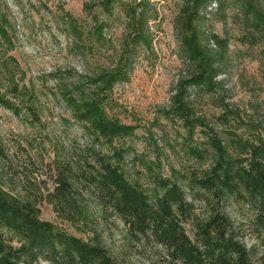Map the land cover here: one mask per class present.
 Returning <instances> with one entry per match:
<instances>
[{
	"label": "trees",
	"instance_id": "1",
	"mask_svg": "<svg viewBox=\"0 0 264 264\" xmlns=\"http://www.w3.org/2000/svg\"><path fill=\"white\" fill-rule=\"evenodd\" d=\"M231 2L240 5L250 31L264 37V11L255 0H185L175 21L180 53L189 72L177 81L169 106L158 112L180 122L189 138L198 129L205 132L208 148L190 151L199 159L206 152L209 165L187 184L190 198L177 182L155 173L150 165H145L151 179L148 185L127 178L122 165L131 147L116 145L132 139L136 126L123 124L106 112L115 86L129 82L138 58L153 50L150 23L156 16L144 2L126 5L118 47L108 33L119 0L84 5L89 19L86 38L77 21L69 18L74 51L85 54L97 47L112 51L115 58L110 67L65 84L62 91L72 119L108 151L91 150L90 158L76 168L56 166L54 187L42 196L57 217L86 239L42 220L34 197L19 198L0 187V264H122L104 245L86 196L95 202L103 219L111 217L122 224L129 241L158 246L163 252L162 264H264V138L250 142L231 134L228 144L197 117L190 102L192 91H216L228 52V40L213 34L207 42L212 41L216 50L203 45L199 27L205 19L203 13L212 5L221 10ZM10 29L9 19L0 11V39L7 43ZM8 91L14 100L0 93V107L15 116L25 113L38 119L33 102L25 104L34 97L26 88L12 82ZM228 112L225 106V123ZM228 200L251 209L253 216L246 226L234 224L225 209ZM197 201L204 206L202 216L195 214ZM247 237H251L249 242Z\"/></svg>",
	"mask_w": 264,
	"mask_h": 264
},
{
	"label": "rangeland",
	"instance_id": "2",
	"mask_svg": "<svg viewBox=\"0 0 264 264\" xmlns=\"http://www.w3.org/2000/svg\"><path fill=\"white\" fill-rule=\"evenodd\" d=\"M101 1L0 0V11L11 24L10 41L0 39V93L14 100L8 91L12 82L26 88L34 97L25 104L33 102L38 115L37 120L25 113L15 116L0 107V187L19 198L34 197L42 220L83 239L84 235L56 216L42 196L54 187L56 166L76 168L90 158L91 150L108 151L72 119L62 99L65 84L92 77L100 68L114 63L112 51L97 47L85 54L74 51L75 40L70 34L69 18H73L86 38L89 19L83 7ZM119 1L108 33L115 47L123 34L126 5L144 2L156 16L150 23L153 50L138 58L129 82L115 86L106 105L110 117L136 126L132 139L116 145L131 147L123 169L131 182L148 185L151 179L145 165H150L155 173L177 182L188 196L190 179L200 176L209 165L206 152V157L199 159L190 151L207 147L205 132L198 129L189 138L180 122L158 112L169 106L177 81L189 72L175 31L185 0ZM255 3L264 11V0ZM203 15L199 26L203 45L216 50L212 41L207 42L213 34L228 40V52L223 73L216 79V91H192L191 105L197 117L228 144L231 134L250 142L264 138V37L250 31L240 5L234 2L221 10L212 5ZM225 106L228 123L222 119ZM231 152L236 154L235 150ZM85 202L91 218L100 226L104 245L122 264H162L163 252L158 246L129 241L119 221L103 219L89 196ZM194 205L195 214L202 216L203 204L197 201ZM225 209L234 224L246 226L253 216L251 209L233 200H228ZM186 231L192 237L190 225ZM247 239L249 242L251 237Z\"/></svg>",
	"mask_w": 264,
	"mask_h": 264
}]
</instances>
